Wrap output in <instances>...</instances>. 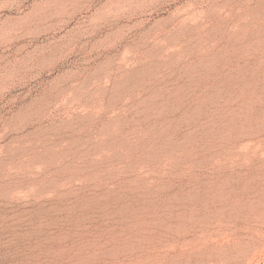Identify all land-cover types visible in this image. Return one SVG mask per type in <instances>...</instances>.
I'll list each match as a JSON object with an SVG mask.
<instances>
[{
	"label": "rangeland",
	"instance_id": "1",
	"mask_svg": "<svg viewBox=\"0 0 264 264\" xmlns=\"http://www.w3.org/2000/svg\"><path fill=\"white\" fill-rule=\"evenodd\" d=\"M81 256L264 264V0H0V264Z\"/></svg>",
	"mask_w": 264,
	"mask_h": 264
},
{
	"label": "bare ground",
	"instance_id": "2",
	"mask_svg": "<svg viewBox=\"0 0 264 264\" xmlns=\"http://www.w3.org/2000/svg\"><path fill=\"white\" fill-rule=\"evenodd\" d=\"M104 255H105V254H104ZM106 255H107V254H106ZM94 256H96V258H97V257H99L100 255H99V256H97V255H94ZM94 256H93V255H92V256H87V257H86V256H84V258H85V260H88L89 262H91V261H92V259L94 258ZM101 256H102V255H101ZM101 256H100V257H101ZM82 258H83L82 256L78 258V264H80V263H81V261H82ZM83 260H84V259H83Z\"/></svg>",
	"mask_w": 264,
	"mask_h": 264
}]
</instances>
